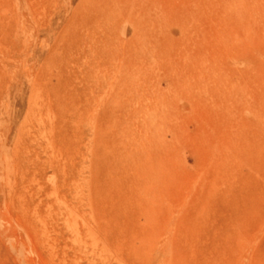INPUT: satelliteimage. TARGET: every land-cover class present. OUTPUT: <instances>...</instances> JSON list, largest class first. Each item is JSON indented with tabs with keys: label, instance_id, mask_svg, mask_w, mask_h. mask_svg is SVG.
<instances>
[{
	"label": "rangeland",
	"instance_id": "rangeland-1",
	"mask_svg": "<svg viewBox=\"0 0 264 264\" xmlns=\"http://www.w3.org/2000/svg\"><path fill=\"white\" fill-rule=\"evenodd\" d=\"M0 264H264V0H0Z\"/></svg>",
	"mask_w": 264,
	"mask_h": 264
},
{
	"label": "bare ground",
	"instance_id": "bare-ground-1",
	"mask_svg": "<svg viewBox=\"0 0 264 264\" xmlns=\"http://www.w3.org/2000/svg\"><path fill=\"white\" fill-rule=\"evenodd\" d=\"M154 139L155 138L151 134L150 139L147 140V147L145 148L144 151L142 149L139 152L136 151L135 154L130 153L129 155L131 161L135 164V166H137L139 170L144 171L147 174V175L144 174L142 175L148 177V180L153 184L156 183V180L159 177V170H160V167H155L154 164V150H155Z\"/></svg>",
	"mask_w": 264,
	"mask_h": 264
}]
</instances>
